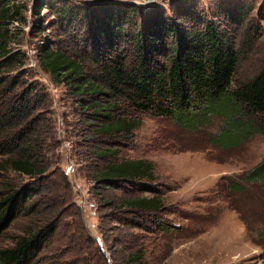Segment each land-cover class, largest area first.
<instances>
[{
  "label": "rangeland",
  "instance_id": "1",
  "mask_svg": "<svg viewBox=\"0 0 264 264\" xmlns=\"http://www.w3.org/2000/svg\"><path fill=\"white\" fill-rule=\"evenodd\" d=\"M66 1L74 7L121 1L143 12L161 7L172 14V3L178 0ZM187 1L212 16L217 7L245 0ZM247 1L254 7L246 21L251 23L250 41L243 43L245 22L235 34L240 55L233 86L264 66V0ZM11 2L17 13H9L16 19L0 21V26L18 59L14 67L0 66V114L24 100L30 104L25 117L7 128L18 148L0 138V163L18 157L22 145L26 151L34 148L30 160L43 173L30 177L0 169V197L8 189L32 192L24 213L0 232V247L51 222L53 232L30 264H264V176L256 182L246 177L264 160V130L237 145L222 146L218 139L232 133L221 129L220 116H211L195 130L185 129L171 118L135 109L124 95L112 92L99 99L114 103L108 112L140 125L128 137L96 130L103 117L89 104L97 96L75 94L70 83L51 78L39 55L51 41L83 58L82 76L92 79L97 72L89 61L90 47L82 46L84 26L74 20L68 32L54 10L37 8L38 0ZM125 47L130 63L134 48ZM136 159L147 165L146 176L125 181L99 173L107 164ZM154 196L160 201L157 210L127 203Z\"/></svg>",
  "mask_w": 264,
  "mask_h": 264
},
{
  "label": "trees",
  "instance_id": "2",
  "mask_svg": "<svg viewBox=\"0 0 264 264\" xmlns=\"http://www.w3.org/2000/svg\"><path fill=\"white\" fill-rule=\"evenodd\" d=\"M59 2L57 7L55 3ZM189 2H173L169 14L161 7L143 12L138 5L121 1L74 7L67 5L66 0H38L37 8L54 10L58 24L68 32L73 30L74 20L82 23L86 34L82 46L90 47L89 61L97 74L92 79L83 77L84 59L55 47L51 41L39 50L42 69L51 78L70 83L75 94L97 96L89 105L103 117V122L96 125L102 133L128 137L140 125L137 120L108 112L114 110V103L99 99L102 95L110 97L112 92L124 95L135 109L171 118L185 129L195 130L208 124L211 116H220L224 124L221 129L229 128L232 135L227 133L229 136L218 139V144L237 145L264 130V66L250 78L232 85L240 55L235 34L247 21L253 4L245 0L232 7H217L210 16L199 5ZM3 3L0 21L15 20L9 11L17 13L16 6L11 0H0ZM250 24L246 22L245 44L250 41ZM1 28L0 66L7 63L14 67L18 52L11 53L8 32ZM39 32H43L41 27ZM127 44L134 48L130 63L125 52ZM29 104L24 100L0 114L1 141L12 148L18 147L7 128L25 117ZM25 148L20 145L18 157H6L0 169L11 168L30 177L42 174L43 169L30 160L34 148ZM148 170L143 161L136 159L107 164L99 173L104 179L132 181L146 176ZM247 176L252 182L263 178L264 160ZM232 184L236 190L242 189ZM31 196V190L8 189L0 197V232L24 213V205ZM127 203L146 210L160 208L157 196L133 198ZM52 232V223L48 222L35 232L29 230L15 238L10 246L0 247V264H30Z\"/></svg>",
  "mask_w": 264,
  "mask_h": 264
}]
</instances>
